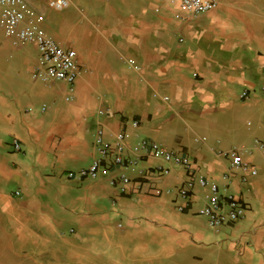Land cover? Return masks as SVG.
I'll list each match as a JSON object with an SVG mask.
<instances>
[{
  "label": "crops",
  "instance_id": "0c3cea01",
  "mask_svg": "<svg viewBox=\"0 0 264 264\" xmlns=\"http://www.w3.org/2000/svg\"><path fill=\"white\" fill-rule=\"evenodd\" d=\"M92 1L95 10L120 13L128 49L137 42L145 60L140 71L130 66L129 71L140 91H128L107 106L75 97L59 107L50 101L41 115L32 103V84L21 75H30L35 63L27 69L23 54L0 43V218L5 187L15 183L24 197L10 213L17 216L19 203L23 215L44 221L46 243L58 240L55 258L46 264H264V151L253 149L256 139H264V0H219L216 9L188 22L155 14L148 0ZM30 3L45 16L50 9L46 0ZM193 123L214 136L218 150L207 136L192 141L186 133ZM99 130L105 143L130 134L124 156L137 171L103 165L96 177H80L101 158ZM142 138L189 154L196 177L217 185L222 198L240 199L245 216L210 226L199 212L209 202V188L196 183L183 198L178 189L188 179L187 169L143 156L136 150ZM245 148L253 152L244 159L258 167L246 180L224 155ZM72 166L79 171L69 173ZM156 167L166 173L139 172ZM120 174L131 178L125 192L110 181ZM113 215L124 219L117 235L107 222ZM69 224L73 238L62 230Z\"/></svg>",
  "mask_w": 264,
  "mask_h": 264
},
{
  "label": "rangeland",
  "instance_id": "374dc122",
  "mask_svg": "<svg viewBox=\"0 0 264 264\" xmlns=\"http://www.w3.org/2000/svg\"><path fill=\"white\" fill-rule=\"evenodd\" d=\"M91 1L72 0L68 8L57 12V14H53L52 9L47 10L46 16L44 12L39 11L44 17L41 20H35L60 45L72 48L78 53L81 74L75 84L74 101L78 102L86 99L92 102L94 100L97 104L107 106L108 104L116 103L117 96H123L128 91L134 92V94L140 91L137 85L139 81L135 78L131 80L133 73L129 71V62L132 60L135 66L138 65L140 67L145 59L140 56L142 54L141 50L138 51L137 49V42H133L132 50L128 49L129 45L126 47V44L129 43L126 42L125 44L123 42L122 29L125 26L122 24V19H120V13L118 11L112 12L108 9L99 10L96 8L95 10L94 6L96 5L93 4V1L91 3ZM148 4L150 7L153 6L150 2ZM100 7L103 8L102 6ZM44 8L46 9V7ZM44 11L46 12V10ZM113 15H115V19L111 18ZM112 24L115 25L113 26ZM4 42L11 45L10 40L6 38L0 28V43ZM139 45L141 46L142 44L139 43ZM144 45L147 49L150 47L149 43ZM19 53L23 54L30 62L26 66L27 69L31 68L37 58L36 45L30 44L23 48L16 47V54L19 55ZM17 66L16 64L18 76L19 67L17 68ZM21 75L26 77L27 84H32V103L40 107V112L43 105L47 106V112L45 111L41 115L48 113L50 101L52 104L56 99V107L64 105L63 94L65 93V88L62 83L47 88L43 83L33 81L27 72ZM89 93L91 100L89 99ZM98 109L97 107L96 113ZM189 127L191 128L186 134L193 142L195 137L207 136L209 140L207 142H213V145L218 150L216 139L208 131L201 129L195 123ZM198 143L200 142L195 144L197 145ZM188 156L193 159L189 154ZM78 171V167L72 166L69 168V173H77ZM131 171L135 172L137 168ZM75 181L73 179V182ZM5 193L6 201L1 204L3 213L0 218V264H35V262L37 264H46L47 261H52L48 259L55 258L58 240L56 238L49 239L46 243L44 237L48 235H46V230L42 226L44 221L38 218L36 214H33L34 216L32 217L26 214L23 215L25 209H19V203L16 209L19 211L17 216L15 217L14 213H10L15 210L16 201L24 197L23 190L19 185L8 183L5 187ZM123 220L113 215V218L107 221L114 235H117L122 229L117 227V224L120 222L124 225ZM70 226L71 224L66 226L65 230L64 228L62 230L66 236L73 238L76 235L69 232L72 229V226ZM47 231L50 234L52 233L51 229ZM46 251L49 252V255L45 254Z\"/></svg>",
  "mask_w": 264,
  "mask_h": 264
},
{
  "label": "built area",
  "instance_id": "2783aa9c",
  "mask_svg": "<svg viewBox=\"0 0 264 264\" xmlns=\"http://www.w3.org/2000/svg\"><path fill=\"white\" fill-rule=\"evenodd\" d=\"M72 0H46L48 8L59 12L68 8ZM153 5V12L157 15H169L172 19L180 22H188L191 19L208 13L219 6V0H148ZM44 17L30 3V0H0V28L3 30L6 38L10 40L11 46L24 47L35 44L37 48L36 62L30 71L33 81L41 82L47 88L56 84H64L66 87L63 98L65 102L74 99V88L76 81L81 73L78 61V53L72 48H66L60 45L56 40L49 36L35 19L41 20ZM184 36L180 37L184 41ZM130 67L135 71H140V67L129 62ZM196 76V75H195ZM264 90V84H263ZM247 92L244 93V96ZM56 103V99L53 101ZM47 106L43 105L41 112H45ZM103 113V112H101ZM133 127H138L137 120L132 121ZM130 134L122 132L114 143H105L103 131L99 130L97 143L100 147L101 158L95 160L92 165L80 171V177H96L100 167L108 166L109 169L126 167L135 169V162L124 156L126 141ZM14 146L20 149L16 141ZM253 149L264 151V139H256ZM253 149L244 150L233 149L225 152L224 155L230 157L232 167L241 168L244 171L243 179L249 176H255L258 173V167L252 162L244 159V153H252ZM136 150L142 151L143 156L149 155L160 157L176 165H182L187 169L188 179L179 187V194L187 198L196 183L202 187H208L211 192L209 202L200 209V214L208 219L210 226L219 228L224 224L233 223L245 216L247 207L238 198H222L217 185L210 184L205 178L196 177V168L194 161L188 156L174 151L166 150L158 142L142 138ZM140 174L162 176L166 170L156 167L150 171L141 170ZM111 184L121 192H125L126 186L131 182L127 174H120L111 178ZM19 194V193H18Z\"/></svg>",
  "mask_w": 264,
  "mask_h": 264
}]
</instances>
